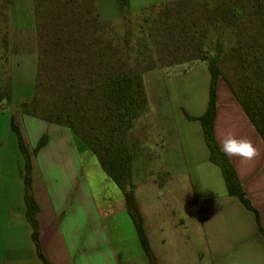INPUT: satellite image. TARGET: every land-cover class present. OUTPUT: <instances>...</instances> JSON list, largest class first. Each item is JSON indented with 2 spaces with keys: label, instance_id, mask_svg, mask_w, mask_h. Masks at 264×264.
Instances as JSON below:
<instances>
[{
  "label": "crops",
  "instance_id": "1",
  "mask_svg": "<svg viewBox=\"0 0 264 264\" xmlns=\"http://www.w3.org/2000/svg\"><path fill=\"white\" fill-rule=\"evenodd\" d=\"M180 66L144 72L147 110L127 135L134 195L154 262L264 264V235L256 213L228 193L221 168L210 160L200 121L188 117L207 109L208 64L200 81L185 78ZM189 84L191 91L185 92ZM25 116L37 128L31 140L23 127L22 134L32 154L39 242L49 263L153 264L124 192L91 148L64 125ZM228 131L255 149L251 159L229 158L264 227V140L220 78L215 118L220 145ZM42 136L47 141L33 154ZM4 152L0 148V264H45L26 215L24 179L16 177L18 160Z\"/></svg>",
  "mask_w": 264,
  "mask_h": 264
},
{
  "label": "rangeland",
  "instance_id": "2",
  "mask_svg": "<svg viewBox=\"0 0 264 264\" xmlns=\"http://www.w3.org/2000/svg\"><path fill=\"white\" fill-rule=\"evenodd\" d=\"M3 3L0 0V15L8 16L9 100L0 106V148L18 160V181L24 179L25 161L11 119L13 116L31 140L37 128L30 127L25 115L38 116L26 111L23 104L33 110L39 72L46 82L42 91L50 89L51 79L63 90L61 74L73 75L68 83L75 86L78 81L74 77L82 76L88 67L101 68L109 60L124 57L127 40L128 66L135 72L181 61V74L200 81L207 63L193 59L201 54L199 43L207 44L215 54L217 41L222 39L217 63L224 78L258 81L256 57L264 55V0H127L126 9L119 0H12L7 8ZM95 15L102 23L97 29L91 22L85 24V19ZM40 57L45 60L42 68ZM80 80L83 85L87 81ZM190 86L193 84L186 85L184 91H191ZM82 88L86 95L92 86ZM72 89L74 95L79 93ZM46 104L41 100L37 111ZM36 147L33 154L38 153Z\"/></svg>",
  "mask_w": 264,
  "mask_h": 264
},
{
  "label": "trees",
  "instance_id": "3",
  "mask_svg": "<svg viewBox=\"0 0 264 264\" xmlns=\"http://www.w3.org/2000/svg\"><path fill=\"white\" fill-rule=\"evenodd\" d=\"M123 9L127 8V0H119ZM3 5L12 4V0H4ZM8 16L0 15V106L9 100V81H8ZM91 22L97 29L101 26L98 15L90 19H85V24ZM68 43L71 42L68 35ZM217 53L211 54L207 44L199 43L198 49L201 54L193 59L205 60L211 73V83L209 90V103L206 111L199 116L188 115L190 119L199 120L207 146L210 150V160L217 164L223 173L227 190L230 195L237 196L239 200L249 209L253 210L257 216V222L260 231L264 235V227L261 225L259 212L252 205L248 198L242 183L238 177L234 164L229 157H226L220 151V144L215 134V118L217 112V85L220 78L227 82L232 92L242 105L248 117L264 140V55L257 58L256 76L258 81L247 82L237 76V80L224 78L223 73L217 63L218 55L222 53V39H218ZM126 49L124 57H118L115 60H109L107 66L101 68L88 67L84 74L74 77L78 84L72 86L68 82L73 75H60L64 82L63 90L57 89V84L51 79L48 88L42 91V86L46 82L38 78L35 83V99L33 100V110L27 108L28 104L23 106L30 114L41 117L47 121L58 123L70 128L98 157L103 169L107 172L115 183L124 192L128 211L134 220L140 240L145 250L150 254L153 264L154 257L151 253L149 243L143 230V223L140 211L138 209L134 185L132 181V155L129 148L127 135L133 127L137 118L147 110L148 100L143 83L144 72L137 73L128 66L130 48L126 40ZM57 42L54 40V45ZM84 45L87 43L83 42ZM42 50V49H41ZM234 50L239 49L237 47ZM42 57V55H41ZM40 57L39 66L42 68L44 59ZM46 59V58H45ZM192 59V58H191ZM181 61L167 62L162 65L180 63ZM155 65L149 69H153ZM116 71H115V70ZM42 75V74H41ZM87 80L84 85L80 79ZM236 84V85H235ZM83 86H92L89 88V94H83ZM77 88L79 93L73 94L72 88ZM46 101L45 107H42L43 115L37 111L40 101ZM93 108V109H92ZM94 112V113H93ZM11 128L16 132L18 144L25 161V203L26 215L32 226V237L35 243L39 257L50 264L44 256L39 242V224L36 214L39 211L38 203L32 193V154L24 140L22 131L17 125L14 117L11 119ZM47 141L46 136L39 140L35 152L38 151Z\"/></svg>",
  "mask_w": 264,
  "mask_h": 264
},
{
  "label": "clouds",
  "instance_id": "4",
  "mask_svg": "<svg viewBox=\"0 0 264 264\" xmlns=\"http://www.w3.org/2000/svg\"><path fill=\"white\" fill-rule=\"evenodd\" d=\"M220 151L226 157L251 159L255 155L253 145L244 138H238L232 131H228L221 141Z\"/></svg>",
  "mask_w": 264,
  "mask_h": 264
}]
</instances>
